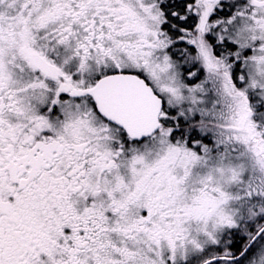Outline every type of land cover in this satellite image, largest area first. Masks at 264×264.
I'll return each instance as SVG.
<instances>
[{"label": "snow or ice", "instance_id": "6c2138e0", "mask_svg": "<svg viewBox=\"0 0 264 264\" xmlns=\"http://www.w3.org/2000/svg\"><path fill=\"white\" fill-rule=\"evenodd\" d=\"M0 264H264V0H0Z\"/></svg>", "mask_w": 264, "mask_h": 264}]
</instances>
